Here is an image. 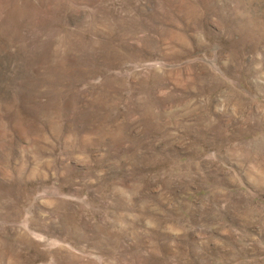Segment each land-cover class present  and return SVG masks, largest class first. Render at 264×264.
Masks as SVG:
<instances>
[{
	"label": "rangeland",
	"instance_id": "374dc122",
	"mask_svg": "<svg viewBox=\"0 0 264 264\" xmlns=\"http://www.w3.org/2000/svg\"><path fill=\"white\" fill-rule=\"evenodd\" d=\"M0 264H264V0H0Z\"/></svg>",
	"mask_w": 264,
	"mask_h": 264
}]
</instances>
